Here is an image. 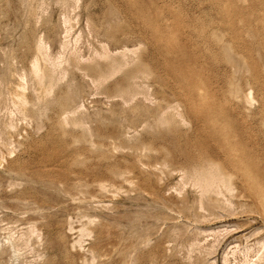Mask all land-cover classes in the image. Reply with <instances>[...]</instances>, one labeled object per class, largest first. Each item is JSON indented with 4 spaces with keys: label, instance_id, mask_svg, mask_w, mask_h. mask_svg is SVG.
Wrapping results in <instances>:
<instances>
[{
    "label": "rangeland",
    "instance_id": "1",
    "mask_svg": "<svg viewBox=\"0 0 264 264\" xmlns=\"http://www.w3.org/2000/svg\"><path fill=\"white\" fill-rule=\"evenodd\" d=\"M263 76L264 0H0V264H241L264 177L212 215L168 150L260 117Z\"/></svg>",
    "mask_w": 264,
    "mask_h": 264
},
{
    "label": "bare ground",
    "instance_id": "2",
    "mask_svg": "<svg viewBox=\"0 0 264 264\" xmlns=\"http://www.w3.org/2000/svg\"><path fill=\"white\" fill-rule=\"evenodd\" d=\"M98 30L100 31V29H98ZM102 35H103L104 39L112 45L116 44L117 41H120L116 32L109 31L106 29V30H102ZM41 44H42V42H41ZM37 45H38V50H41V45L40 44H37ZM38 54H39V52H38ZM39 56L42 57V54ZM42 60H44V59H42ZM65 60L67 62V59H65ZM37 61L34 60L31 63L33 76L34 75L39 76L38 74H42V76L46 77L49 81V83H48L49 89H54L55 88L54 86L56 85L57 80H59V79L56 80V78H54L52 76L53 72L51 69H49V70H51L50 72L46 71V70H42L40 68V66L38 65L39 62L37 63ZM74 63H75V61H74ZM51 64H55L57 66L58 63L57 64L51 63ZM67 64H69V63H67ZM59 65H60V63H59ZM59 65L57 66L58 68L60 67ZM61 65H62V62H61ZM76 65H78V64H76ZM45 66H46V64H45ZM50 67L53 68L54 66L53 67L50 66ZM43 68H45L44 64H43ZM56 68H54V70ZM86 69L88 71H94L93 66L86 67ZM63 70L64 69L59 70L58 72L63 71ZM32 72H31V74H32ZM61 73H63V72H61ZM141 73H142V71H141ZM44 77L42 79H45ZM42 79H40V81H39L38 77H37V80L39 81V83L42 81ZM263 79H264V76H263ZM45 87H47V84ZM42 89H43L42 91H44L45 88H42ZM47 90H48V88H47ZM49 91L51 92V90H49ZM189 91H191V90L189 89ZM233 92H232V94H233ZM47 93H48V91H47ZM19 95L21 96V98H23V95H21V94H19ZM45 95H47L46 92H45ZM18 98L20 99V97H18ZM184 98H186V97H184ZM211 99L212 98L210 97V101H211ZM243 99H244V102L247 103L249 101L250 97L248 98V96L243 95ZM185 100H187V99H185ZM252 100H250L249 102L251 103ZM189 101H191V100H189ZM160 103H161V106H160L161 115H162V113L163 114L167 113L171 109H172V112H173V109H176L177 110L176 114L179 117V119L182 122L185 121L184 117H185V113L187 111V104H186V102L182 101L180 98H177V94L172 93L171 98L164 99ZM22 104H25L24 100H23ZM196 104L197 103H195V105ZM207 105L208 104H206L205 106H207ZM200 108H202V106ZM134 111H136V110H134ZM134 111H132V112L134 113ZM262 112H263L262 115L260 117H257V118L253 117L250 113L244 115L242 121L240 123L238 122L239 125L236 124L233 127V129L231 130L230 137L222 138L219 135H217L215 132H206L208 135L207 136L205 135L206 137L201 136L202 141H201V144L199 145V147H194V148L190 149L189 154H184V152L181 149H179L177 146H174L171 150H168L169 162L176 167L182 168L184 171H186L187 173L192 175V178H193L192 183H194V186H196V188H198L197 203H198L199 210H206L207 212H210L212 215H217L218 210H220L222 212L230 213L231 208L228 207V205L232 204L234 202L233 200L237 199L239 201V199L243 198L247 192L249 193V190L251 192V190H253V187H251L252 185L250 186L251 182L252 183L254 182V184H255V183H257V180L259 178L264 177V108H263ZM200 113H201V111H200ZM161 115L158 114L156 116L157 117L156 119L161 120L160 119ZM199 116H200V114H199ZM170 118H172V117H170ZM161 121H167V120L163 119ZM169 121H172V120H169ZM196 121H197V123H199V125L201 124L199 127L201 129L203 126L202 125L203 121L199 120V118H197ZM155 122H157V121H155ZM207 127H208V125H207ZM215 127H217V126H215ZM208 130H210V129H208ZM218 132H219V129H218ZM256 138L259 140L258 142L255 141ZM191 175H190V178H191ZM121 176H122V174H121ZM189 183H190V181H189ZM94 185L99 190L108 186L102 181L94 182ZM110 186L113 187L114 185H110ZM255 189H257V188H255ZM256 193H257V191H256ZM251 195L258 197V194L255 195V194L251 193ZM261 196L262 195H260V198H261ZM263 196H264V194H263ZM248 198H250V197L248 196ZM251 198H252V196H251ZM244 199H246V198H244ZM258 200L260 201L259 198L257 199V201ZM254 202H255V200H254ZM261 202L264 203V198L261 200ZM263 203H260V204H263ZM235 204L237 206V203H235ZM241 204H242V202L239 205H241ZM246 204H247V202H246ZM246 204L241 205V207L242 206L246 207L247 206ZM242 209H243V207H242ZM196 211H197V209H196ZM231 211H233V210H231ZM256 241L259 244V248L254 252L253 255L244 256L245 259H244V261H242L241 264H262L264 262V236L258 238ZM136 248H137L136 245H126L125 247H123V251L125 250L124 253L126 255V253H134L136 251ZM253 258H255V259L253 260Z\"/></svg>",
    "mask_w": 264,
    "mask_h": 264
}]
</instances>
